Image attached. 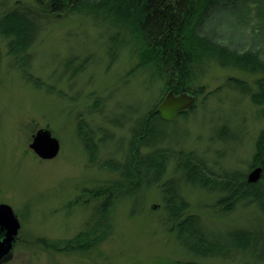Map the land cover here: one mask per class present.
Instances as JSON below:
<instances>
[{
  "label": "rangeland",
  "instance_id": "1",
  "mask_svg": "<svg viewBox=\"0 0 264 264\" xmlns=\"http://www.w3.org/2000/svg\"><path fill=\"white\" fill-rule=\"evenodd\" d=\"M16 2L32 5L30 0H10L7 9ZM98 21L83 16L50 19L36 35L23 68L7 56L0 41V203L9 205L21 223L10 254L0 264H177L182 260L172 235L161 228L156 189L118 198L108 232L90 249L63 250L90 220L93 203L88 200L90 206H81L88 190L118 178L102 163L123 161L136 117L151 106L157 108L164 95L161 85H149L144 73L132 74L136 62L129 48L109 50L113 31L103 19ZM229 24H220L223 35L238 45H249L255 21L235 29H227ZM258 33L264 34L260 28ZM256 41L264 45V38ZM201 74L204 98L199 96L185 120L178 118L166 128L170 140L158 145L195 152L216 176L231 170L249 176L257 168L252 158L264 130V107L254 106L227 79L251 86L257 75L216 66ZM94 102L99 104L96 110ZM80 123L96 133V141L104 140L94 163L77 136ZM222 128L227 132L219 136ZM39 129H48L59 141L60 151L53 160H42L29 148ZM173 164L168 166V177ZM173 178L190 213L210 230L253 224L257 215L253 207L237 206L224 214L217 206L220 193L191 188L179 175ZM52 245L62 250L51 249Z\"/></svg>",
  "mask_w": 264,
  "mask_h": 264
},
{
  "label": "trees",
  "instance_id": "2",
  "mask_svg": "<svg viewBox=\"0 0 264 264\" xmlns=\"http://www.w3.org/2000/svg\"><path fill=\"white\" fill-rule=\"evenodd\" d=\"M30 1V6L16 2L12 9L6 7L10 0L0 3V41L7 48V56L20 68L29 62L28 51L50 19L83 16L94 23L103 19L113 31L109 50L129 48L136 62L132 74L144 73L149 85H161L163 98L168 92H185L196 101L199 96L204 98V85L199 83L201 72L216 66L248 76L257 75L251 86L231 77L227 84L248 96L254 106L264 107V47H260L264 45L256 43V38L262 41L264 38V34L258 33V28L264 32V0ZM223 21L230 22L227 29L242 28L255 21L251 27L257 28L250 34L249 45H238L223 35L219 29ZM98 107L94 102L92 109ZM155 110L151 106L136 117L123 161L102 163L118 178L88 190V199L82 200L85 205L81 206H90L88 200L93 203L90 220L82 231L65 242L63 250L90 249L108 232L110 212L118 198L156 189L161 199V228L172 235L182 257L177 264H264V130L257 137L252 158L253 167L262 169L257 181L250 182L246 174L232 170L216 176L195 152L158 145L170 140L166 128L174 126L171 123L178 118L185 120L194 106L172 122L161 120ZM221 130L219 136L227 132L225 128ZM95 134L83 123L77 127V136L91 163L99 145L104 143L103 138L96 141ZM172 162L173 172L168 177ZM174 175H179L191 188L220 193L217 206L224 214L237 206L253 207L257 213L251 221L253 224L224 231L210 230L199 216L190 213V205L180 194ZM50 248L62 250L53 245Z\"/></svg>",
  "mask_w": 264,
  "mask_h": 264
},
{
  "label": "water",
  "instance_id": "3",
  "mask_svg": "<svg viewBox=\"0 0 264 264\" xmlns=\"http://www.w3.org/2000/svg\"><path fill=\"white\" fill-rule=\"evenodd\" d=\"M195 103L196 98L193 95L185 92L179 94L168 92L155 111L161 120L172 122L181 113L192 109ZM29 148L40 159L53 160L59 154L60 144L48 129H39L32 136ZM261 173L260 167L255 168L248 176L249 181H257ZM19 230L20 222L13 209L7 204L0 203V261L10 254Z\"/></svg>",
  "mask_w": 264,
  "mask_h": 264
},
{
  "label": "flooded vegetation",
  "instance_id": "4",
  "mask_svg": "<svg viewBox=\"0 0 264 264\" xmlns=\"http://www.w3.org/2000/svg\"><path fill=\"white\" fill-rule=\"evenodd\" d=\"M17 217V216H16ZM18 218V217H17ZM19 220V219H18ZM19 222H20V220H19ZM20 228H21V223H20ZM20 231V230H19ZM18 234H19V232H18ZM17 237H18V235L16 236V238H15V242H16V239H17ZM14 242V243H15ZM14 243H13V245H14Z\"/></svg>",
  "mask_w": 264,
  "mask_h": 264
}]
</instances>
